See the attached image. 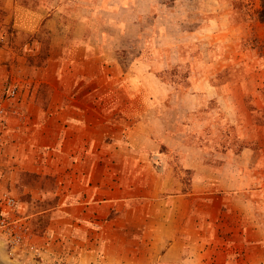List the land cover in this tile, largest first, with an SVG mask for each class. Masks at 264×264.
Returning a JSON list of instances; mask_svg holds the SVG:
<instances>
[{"label":"crops","instance_id":"0c3cea01","mask_svg":"<svg viewBox=\"0 0 264 264\" xmlns=\"http://www.w3.org/2000/svg\"><path fill=\"white\" fill-rule=\"evenodd\" d=\"M109 1L112 33L103 47H126L147 16L153 33L170 25L154 47H169L174 57L180 48L199 49L197 60L184 57L192 65L186 86L162 82L135 60L124 72L116 63L120 72L112 75L124 82L102 91V99L97 91L86 103L77 96L71 103L51 100L46 110L26 104L30 120L19 126L11 116V131L21 128L23 140L33 136L41 144L53 137L61 165L42 167L24 148L1 185L18 193L38 243L53 254L68 251L67 264H255L264 258V51L238 38L254 30L263 43L264 24L238 22L235 0H195L193 7L192 0ZM217 42L223 45L212 53ZM203 97L218 101L242 130L239 150L212 153L188 144L185 133L170 131L176 121L159 113L169 110L166 100L179 102L180 111L200 110ZM41 110L44 124L37 120ZM114 112L133 118L122 128L125 145L108 142L118 135L108 128ZM191 170L192 183L184 178ZM30 201L40 207L30 210ZM39 264L53 263L42 255Z\"/></svg>","mask_w":264,"mask_h":264},{"label":"rangeland","instance_id":"374dc122","mask_svg":"<svg viewBox=\"0 0 264 264\" xmlns=\"http://www.w3.org/2000/svg\"><path fill=\"white\" fill-rule=\"evenodd\" d=\"M194 1H191L192 7ZM108 2L110 1L0 0V91L12 86L16 88L17 93L14 99L10 100L13 113L9 115L10 124L1 148L4 174L8 167L16 165L13 158L21 154L24 148L35 156L32 157L37 163L40 162L42 167H53L54 162L61 165L55 154L60 150V143L53 142V137H45L44 144H41L37 143L38 139L33 136L23 140L21 128H14L12 131L16 133L10 135L11 116L16 117L19 126L27 119L30 120V111L25 107L30 105V102L46 110L50 101H55L56 98L57 103L61 100L63 103H71L79 96L81 100L77 102L86 103L99 91V96L95 94V99H102V91H110L113 85L116 88L119 83L124 82L118 81L115 76L120 70H131L135 60L148 64L145 69L155 72L162 82L172 84L180 90L186 86L192 65L186 62L185 58L190 54L197 60L199 49L180 48L178 56L174 57L169 47H154V44L160 45L162 42L158 36L167 29H172V26L167 28L164 24L153 33L150 16L145 17L142 31L137 37L131 33V36L126 38V47H103L102 40L112 33L106 26L110 18L105 11L108 9ZM234 3V18L238 22H252L257 19L264 24L260 20L262 0H235ZM176 28L178 29V26ZM254 33V30L251 31V36L247 39L238 38V42L244 45L247 43L257 51L261 48L264 51V41L260 43V38ZM262 38L264 39V28ZM139 40H145L146 46H138ZM216 45L212 53L215 49L220 51L219 45L223 44L217 42ZM260 55L264 56V52ZM116 63L120 70L117 69ZM65 88L68 90L67 95L61 93ZM56 90L58 91L55 93ZM200 102V110L184 112L180 111L179 102L171 103L166 100L165 103L170 105L169 110L159 113L171 121H176L175 128L170 131L185 133L188 144L201 146L212 153L239 150L242 147V130L231 124L228 113L219 110L218 101L203 97ZM42 110L37 116L40 124H44L48 118ZM148 114L149 112H143V115ZM108 120L110 132L118 133L116 139L108 142L117 146L125 145L122 128L132 124L133 118L123 112H114ZM50 125L52 128L55 126ZM116 125L119 128H116ZM184 175L185 181L193 182L192 170ZM24 179L29 183L39 180L33 176H26ZM3 187L17 196L18 193L12 191L9 184H4ZM25 196L27 194L20 195V198L23 200ZM260 196L264 197V193ZM30 205V210L40 207L35 201H30ZM39 220L36 222L41 223ZM257 257L255 264H264V258L258 260ZM10 261L17 264H39L40 259L13 253L0 241V264H8Z\"/></svg>","mask_w":264,"mask_h":264},{"label":"built area","instance_id":"2783aa9c","mask_svg":"<svg viewBox=\"0 0 264 264\" xmlns=\"http://www.w3.org/2000/svg\"><path fill=\"white\" fill-rule=\"evenodd\" d=\"M17 95L16 88L10 86L0 91V180L4 175L2 168L1 148L9 127V115L13 113L10 100ZM19 200L0 182V241L9 247L13 253L30 255L34 258L48 257L53 264H67L68 251L51 253L46 243H38L36 233L30 226L29 217L22 214L18 208ZM68 254V255H67Z\"/></svg>","mask_w":264,"mask_h":264},{"label":"trees","instance_id":"16d2710c","mask_svg":"<svg viewBox=\"0 0 264 264\" xmlns=\"http://www.w3.org/2000/svg\"><path fill=\"white\" fill-rule=\"evenodd\" d=\"M262 2H263V8H262V10L260 12V20L262 22H264V0H262Z\"/></svg>","mask_w":264,"mask_h":264},{"label":"bare ground","instance_id":"6f19581e","mask_svg":"<svg viewBox=\"0 0 264 264\" xmlns=\"http://www.w3.org/2000/svg\"><path fill=\"white\" fill-rule=\"evenodd\" d=\"M11 262V261H10ZM8 264H17L16 262H11V263H8Z\"/></svg>","mask_w":264,"mask_h":264}]
</instances>
